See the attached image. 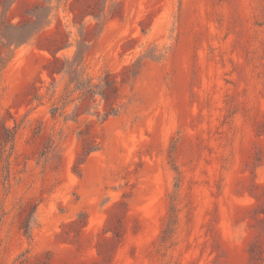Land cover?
<instances>
[{
    "label": "rangeland",
    "instance_id": "rangeland-1",
    "mask_svg": "<svg viewBox=\"0 0 264 264\" xmlns=\"http://www.w3.org/2000/svg\"><path fill=\"white\" fill-rule=\"evenodd\" d=\"M0 264H264V0H0Z\"/></svg>",
    "mask_w": 264,
    "mask_h": 264
},
{
    "label": "trees",
    "instance_id": "trees-1",
    "mask_svg": "<svg viewBox=\"0 0 264 264\" xmlns=\"http://www.w3.org/2000/svg\"><path fill=\"white\" fill-rule=\"evenodd\" d=\"M54 60H58V57H54Z\"/></svg>",
    "mask_w": 264,
    "mask_h": 264
}]
</instances>
